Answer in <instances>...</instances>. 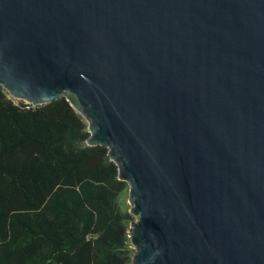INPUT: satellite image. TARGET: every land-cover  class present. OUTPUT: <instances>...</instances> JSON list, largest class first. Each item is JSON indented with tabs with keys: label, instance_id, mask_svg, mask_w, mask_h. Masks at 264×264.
<instances>
[{
	"label": "water",
	"instance_id": "water-1",
	"mask_svg": "<svg viewBox=\"0 0 264 264\" xmlns=\"http://www.w3.org/2000/svg\"><path fill=\"white\" fill-rule=\"evenodd\" d=\"M0 84L88 119L134 264H264V0H0Z\"/></svg>",
	"mask_w": 264,
	"mask_h": 264
},
{
	"label": "trees",
	"instance_id": "trees-1",
	"mask_svg": "<svg viewBox=\"0 0 264 264\" xmlns=\"http://www.w3.org/2000/svg\"><path fill=\"white\" fill-rule=\"evenodd\" d=\"M9 95L0 84V264H134L128 184L109 148L88 144L67 96Z\"/></svg>",
	"mask_w": 264,
	"mask_h": 264
},
{
	"label": "rangeland",
	"instance_id": "rangeland-1",
	"mask_svg": "<svg viewBox=\"0 0 264 264\" xmlns=\"http://www.w3.org/2000/svg\"><path fill=\"white\" fill-rule=\"evenodd\" d=\"M15 102H20V101H23L19 98H15L14 96L12 95H9ZM25 102V101H24ZM28 103V102H26ZM78 113L82 115V117L85 119V121L87 122V124L89 125V121L88 119L80 112V110H78ZM127 187L126 189L121 192V195H120V205H121V208L124 212H128L131 216V222H130V226H131V223L133 221H135L137 219V216L132 212V201H131V197H130V185L129 183H127ZM133 249H135V252H136V248L133 246Z\"/></svg>",
	"mask_w": 264,
	"mask_h": 264
}]
</instances>
